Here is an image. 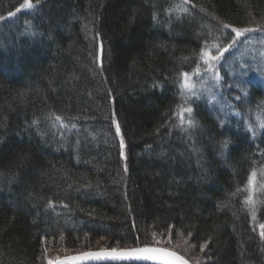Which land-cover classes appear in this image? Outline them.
<instances>
[{
    "label": "trees",
    "instance_id": "16d2710c",
    "mask_svg": "<svg viewBox=\"0 0 264 264\" xmlns=\"http://www.w3.org/2000/svg\"><path fill=\"white\" fill-rule=\"evenodd\" d=\"M181 4L0 0V264H44L51 241L264 264V84L222 65L221 102L181 96L232 28L264 31V0Z\"/></svg>",
    "mask_w": 264,
    "mask_h": 264
},
{
    "label": "rangeland",
    "instance_id": "374dc122",
    "mask_svg": "<svg viewBox=\"0 0 264 264\" xmlns=\"http://www.w3.org/2000/svg\"><path fill=\"white\" fill-rule=\"evenodd\" d=\"M12 17L14 18L15 16ZM216 50L217 48L215 47L207 49V51H209L211 54L219 55V52L215 53ZM213 63L215 65L213 72L218 75V80L212 78L213 72L206 71L207 65H205L202 70L188 75L190 82L194 85L193 91L196 93L195 95H202L203 97L213 101V103L219 102L221 100V75L219 73V68H221L222 65H225L229 68L230 76L240 85L243 83V79L245 78H252L253 80L260 81L264 84V31L259 32L253 30L252 32L244 33V35L239 38L238 42L234 46L229 47V50L224 53L221 59L214 61ZM184 92H187V90L184 89ZM193 96L194 95L189 94L188 98L190 99ZM256 119L260 125L261 120L258 118ZM255 174V181L254 183L250 184L252 192L260 188V181L264 179L263 172L259 171L255 172ZM100 242L103 241L96 242L98 244L95 243V246H97L91 249L97 250L120 248L105 244L99 245ZM155 246L164 247L161 245ZM69 249V246L67 244H63V242L53 243L51 241L47 244L41 263L50 264L56 259L60 258L61 254L70 255L71 251H69ZM82 250L83 249H78V251H73V253Z\"/></svg>",
    "mask_w": 264,
    "mask_h": 264
},
{
    "label": "snow or ice",
    "instance_id": "6c2138e0",
    "mask_svg": "<svg viewBox=\"0 0 264 264\" xmlns=\"http://www.w3.org/2000/svg\"><path fill=\"white\" fill-rule=\"evenodd\" d=\"M187 2H188V0H182V4L177 5V7L182 8L183 3H187ZM22 7H29L30 8L31 4L26 3V5H22ZM9 15L11 16L12 13H9ZM0 19H3V17H0ZM223 27L225 29H227L230 27V25L225 24V25H223ZM262 30H264V29H262ZM231 31L235 33V37L231 38L232 43H231V45H229V47L234 46L238 42L239 38L244 35V33L252 32L253 29L248 28V27H243V28H232ZM229 47L221 46L218 49L219 55H213L209 51H204L202 53L201 58L203 59L204 64L207 65L206 71L213 72V69L215 67L213 62L221 59L223 57L224 53L229 50ZM182 75L184 76V81H183L181 87L186 89L187 92L181 93V96H182V99H184V101L186 103L187 99H188V95L189 94L195 95L196 93L193 91L194 85L190 82V78L188 77V74L183 73ZM212 78L217 79V80L219 79L218 75L215 74L214 72H213ZM237 87H241V85L238 83ZM242 91H244L243 88H242ZM244 94L247 95V92L244 91ZM237 98H239V97H237ZM178 108H179V110H178L177 114L180 117L181 123L182 124L184 123V113H188L189 119L187 120V124L189 125V127L194 126L195 121L191 118V113H192L193 109L191 107H183V106H178ZM56 120L57 121L61 120V117L57 116ZM260 127H264V120L260 121ZM116 132H117V134H119V132H120L119 125H117V127H116ZM253 134H255L254 131H253ZM123 147H124V141H123V138H121V148H123ZM224 147H227V141L224 142ZM255 175L256 174L253 172L252 176L249 179V184L254 183ZM247 202L250 205L253 203L251 196L248 197ZM252 215H253V219L255 220V218H256L255 210H253ZM259 228L261 229L260 235L262 238H264V223L259 224ZM201 248L203 249V245L201 246ZM102 254L112 255L114 257H133L134 256L137 259L160 260L161 264H171L169 257H173L176 255L173 252H165V250L161 249V248H136V249L131 250L130 252L129 251L118 252L116 249H113L110 254L106 253V252L105 253L89 252V253H85L84 255L87 257H99ZM176 258L181 259L180 257H176ZM73 259H76V258L73 257ZM185 264H186V262H185Z\"/></svg>",
    "mask_w": 264,
    "mask_h": 264
},
{
    "label": "water",
    "instance_id": "95a60500",
    "mask_svg": "<svg viewBox=\"0 0 264 264\" xmlns=\"http://www.w3.org/2000/svg\"><path fill=\"white\" fill-rule=\"evenodd\" d=\"M136 248H161L164 249L165 252H173L176 255L173 257H169L171 264H192L187 258L184 256L178 254L175 251H172L169 248L166 247H160L155 245H145V246H136V247H130V248H113L116 249L118 252H125V251H131ZM113 249H97V250H88L85 252L80 253H73L70 255L62 256L55 261H53L50 264H161L160 260H147V259H137L134 256L133 257H114L112 255H105L102 254L99 257H87L84 254L85 253H111ZM75 257L76 259H73ZM176 257H180L181 259H177Z\"/></svg>",
    "mask_w": 264,
    "mask_h": 264
},
{
    "label": "bare ground",
    "instance_id": "6f19581e",
    "mask_svg": "<svg viewBox=\"0 0 264 264\" xmlns=\"http://www.w3.org/2000/svg\"><path fill=\"white\" fill-rule=\"evenodd\" d=\"M173 251V250H172ZM179 254V253H178Z\"/></svg>",
    "mask_w": 264,
    "mask_h": 264
}]
</instances>
